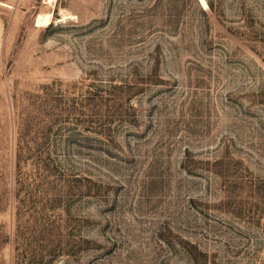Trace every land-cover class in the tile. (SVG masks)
<instances>
[{"label":"rangeland","instance_id":"obj_1","mask_svg":"<svg viewBox=\"0 0 264 264\" xmlns=\"http://www.w3.org/2000/svg\"><path fill=\"white\" fill-rule=\"evenodd\" d=\"M0 264H264V0H0Z\"/></svg>","mask_w":264,"mask_h":264},{"label":"bare ground","instance_id":"obj_2","mask_svg":"<svg viewBox=\"0 0 264 264\" xmlns=\"http://www.w3.org/2000/svg\"><path fill=\"white\" fill-rule=\"evenodd\" d=\"M45 14V13H44ZM50 22V14L41 15L39 14L36 19V25H47Z\"/></svg>","mask_w":264,"mask_h":264}]
</instances>
